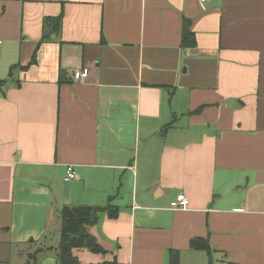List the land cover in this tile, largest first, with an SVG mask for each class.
<instances>
[{
  "label": "crops",
  "instance_id": "obj_1",
  "mask_svg": "<svg viewBox=\"0 0 264 264\" xmlns=\"http://www.w3.org/2000/svg\"><path fill=\"white\" fill-rule=\"evenodd\" d=\"M71 206L80 264H264V0H0V264Z\"/></svg>",
  "mask_w": 264,
  "mask_h": 264
},
{
  "label": "trees",
  "instance_id": "obj_2",
  "mask_svg": "<svg viewBox=\"0 0 264 264\" xmlns=\"http://www.w3.org/2000/svg\"><path fill=\"white\" fill-rule=\"evenodd\" d=\"M182 44L184 46H194V34L189 29V24L185 20L182 30ZM99 212L98 208L90 206L64 207L60 212L61 233L58 244L57 264H80L78 258L73 255L72 250L77 247H85L90 251L100 253L101 246L95 237L90 234L86 227L91 225ZM190 248L203 250L210 253V245L203 237L192 238L189 241ZM169 264H179V253L176 250L170 252Z\"/></svg>",
  "mask_w": 264,
  "mask_h": 264
},
{
  "label": "built area",
  "instance_id": "obj_3",
  "mask_svg": "<svg viewBox=\"0 0 264 264\" xmlns=\"http://www.w3.org/2000/svg\"><path fill=\"white\" fill-rule=\"evenodd\" d=\"M88 74V69L83 68L77 76L80 78H85ZM74 170L72 166H67L65 180H70L74 177ZM189 206V200L184 195V193H177L173 200L170 201V207L174 209H186Z\"/></svg>",
  "mask_w": 264,
  "mask_h": 264
},
{
  "label": "rangeland",
  "instance_id": "obj_4",
  "mask_svg": "<svg viewBox=\"0 0 264 264\" xmlns=\"http://www.w3.org/2000/svg\"><path fill=\"white\" fill-rule=\"evenodd\" d=\"M35 245H33V247H34ZM37 246H40V245H37ZM47 258H50L49 256L47 257ZM17 260H16V264H17ZM30 264H34V261H30ZM38 264H50V259H42V260H40L39 259V261H38Z\"/></svg>",
  "mask_w": 264,
  "mask_h": 264
}]
</instances>
